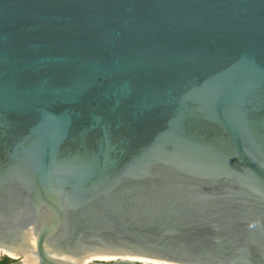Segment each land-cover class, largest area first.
I'll return each mask as SVG.
<instances>
[{"label": "water", "instance_id": "1", "mask_svg": "<svg viewBox=\"0 0 264 264\" xmlns=\"http://www.w3.org/2000/svg\"><path fill=\"white\" fill-rule=\"evenodd\" d=\"M0 249L264 264V0H0Z\"/></svg>", "mask_w": 264, "mask_h": 264}, {"label": "bare ground", "instance_id": "2", "mask_svg": "<svg viewBox=\"0 0 264 264\" xmlns=\"http://www.w3.org/2000/svg\"><path fill=\"white\" fill-rule=\"evenodd\" d=\"M7 253H9V252H7ZM101 258L102 259L107 258L106 260H109V259H112V258H115V257H101ZM127 258H130L132 260L140 262L141 264H179V263L169 262V261H165V260L153 259V258H147V257H140V256H128ZM25 260L29 264H34L35 263V260L31 259L30 257H25Z\"/></svg>", "mask_w": 264, "mask_h": 264}, {"label": "rangeland", "instance_id": "3", "mask_svg": "<svg viewBox=\"0 0 264 264\" xmlns=\"http://www.w3.org/2000/svg\"><path fill=\"white\" fill-rule=\"evenodd\" d=\"M6 251H8L9 253L11 252V254L9 255V253H7ZM12 254H15V253L11 250L0 249V259L3 258L4 256H7V255L15 257V255H12Z\"/></svg>", "mask_w": 264, "mask_h": 264}, {"label": "trees", "instance_id": "4", "mask_svg": "<svg viewBox=\"0 0 264 264\" xmlns=\"http://www.w3.org/2000/svg\"><path fill=\"white\" fill-rule=\"evenodd\" d=\"M13 258L11 256H4L3 258L0 259V262H8L12 260Z\"/></svg>", "mask_w": 264, "mask_h": 264}, {"label": "flooded vegetation", "instance_id": "5", "mask_svg": "<svg viewBox=\"0 0 264 264\" xmlns=\"http://www.w3.org/2000/svg\"><path fill=\"white\" fill-rule=\"evenodd\" d=\"M6 252H8V251H6ZM10 255V254H9Z\"/></svg>", "mask_w": 264, "mask_h": 264}]
</instances>
